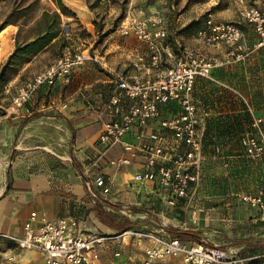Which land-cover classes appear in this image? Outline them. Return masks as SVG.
<instances>
[{
    "label": "crops",
    "instance_id": "crops-1",
    "mask_svg": "<svg viewBox=\"0 0 264 264\" xmlns=\"http://www.w3.org/2000/svg\"><path fill=\"white\" fill-rule=\"evenodd\" d=\"M145 5L148 3L137 2L134 10ZM155 12L152 18L158 17L167 31V37L157 42L172 56L162 50L158 62H153L148 43L133 34H121L116 28L93 50L97 61H87L74 69L69 82L58 79L52 86L39 88L26 104L28 112L9 115L0 111V232L21 235L31 211L49 218L77 217L83 211L85 220L81 226L85 230L112 236L129 228L157 231L188 243L217 246L249 257L250 264H256L264 259V208L250 206L241 195L253 193L261 185L264 158L248 157L241 137L251 130L252 116L261 117L264 127V44L257 36L248 35L232 47L223 41L219 45H205L193 39L187 43L194 52L218 56L223 63L213 68L209 76L194 81L203 156L198 180L191 184L186 197L172 206L157 192V183L137 182L133 175L143 169L144 154L135 151L128 155L120 144L110 148L105 158L97 159V167L111 181L110 191L92 197L87 189L86 180L94 173L91 161L98 155L102 123L111 118L105 109L115 87L109 71L117 69L126 75L153 79L170 67L178 55L179 39L183 40L184 35L172 36L163 16ZM75 16L80 20L77 30L85 29L97 40L92 17L85 13L83 17L79 13ZM8 26L0 31V62L6 60L17 43L30 42L36 36L19 40L18 25ZM73 26L62 15L60 28L66 27L67 32L60 31L42 48L28 54L22 69L37 66L33 76L67 49L79 48L81 42ZM62 41L67 46L60 47ZM92 103H97L100 110H92ZM174 110L170 105L163 115L170 116ZM156 126L152 123L146 133ZM124 140L138 141L134 132ZM121 155L130 156L129 164L116 167L107 163V159ZM101 214L107 215L112 225L104 223ZM122 223L126 225L121 230ZM177 231H187L193 239L180 237ZM146 244L145 239L114 237L99 252L96 264H142ZM117 251L119 255H115ZM10 253L15 255V264H44L41 253L19 250L0 241V264H10ZM150 264L184 263L180 256H173Z\"/></svg>",
    "mask_w": 264,
    "mask_h": 264
},
{
    "label": "built area",
    "instance_id": "built-area-1",
    "mask_svg": "<svg viewBox=\"0 0 264 264\" xmlns=\"http://www.w3.org/2000/svg\"><path fill=\"white\" fill-rule=\"evenodd\" d=\"M240 14L251 23L261 38L260 43L264 44V9L244 6ZM160 23L159 18L151 19L127 13L117 28L121 34H133L137 39L148 43L152 49L153 62H158L162 50L172 56L169 49L157 42L158 39L167 37L166 28ZM156 24L159 26L152 30ZM64 32H67L66 27ZM197 36L198 41L205 45H219L223 41L232 47L243 39V32L234 23L217 22L209 17ZM87 61H97L95 53L87 49L64 52L18 88L10 104L4 108L5 113L17 115L22 110L28 112L26 104L39 88L52 86L58 79L69 82L73 70ZM222 63L223 60L218 56H207L183 48L173 64L153 79L126 75L117 69L109 71L115 87L105 109L111 118L102 123L97 139L98 155L91 161L94 173L91 179L86 180L92 197L110 191L111 181L97 167V159L105 158L107 151L117 144L129 152L128 155L135 151L144 154V167L133 177L139 183H157V192L165 197L169 205L175 206L179 199L188 195L191 184L198 180L203 156L202 133L193 95L194 81L197 77L209 76L212 69ZM170 105L175 109L173 114L164 116L163 110ZM90 108L100 110L97 103H92ZM248 110L252 114L250 107ZM154 122L157 123V128L146 133ZM133 132L138 141H125L124 138ZM241 144L248 157L264 158V127L261 117L252 116L251 130L241 137ZM128 155L107 159V163L122 167L129 164ZM192 167L195 169L193 172ZM241 198L252 207L264 208V179L253 193L242 194ZM84 220L83 211L77 217L58 218H49L31 211L23 223L21 235L0 232V241H7L19 250L41 253L44 264H96L104 246L112 238L124 236L147 240L142 264L164 261L173 256H180L184 264H250L251 261L249 257L237 256L217 246L188 243L177 236H166L157 231L129 228L112 236L85 230L81 226ZM115 255H119V252ZM7 260L10 264H15V255L10 253ZM256 264H264V259Z\"/></svg>",
    "mask_w": 264,
    "mask_h": 264
},
{
    "label": "rangeland",
    "instance_id": "rangeland-1",
    "mask_svg": "<svg viewBox=\"0 0 264 264\" xmlns=\"http://www.w3.org/2000/svg\"><path fill=\"white\" fill-rule=\"evenodd\" d=\"M60 1L64 7L63 11L60 10L55 0H0V24L3 21H9L10 23L8 24V27L13 28V25H18V28L20 29L18 33L19 40H25L30 36L36 35V32L41 29L42 23H48L52 19V15H49L43 18L42 21L40 16L42 15L43 10H47L50 13L56 11L60 14V17L63 15L64 19H68L73 23V27L77 31V38L79 42H81V44L78 45L79 48L73 46V48H69L67 51L87 49L93 52L96 45L100 43L101 40L98 41V37L97 40H95V37H92L85 29L78 31L77 27H79L78 23L80 20L75 14L79 13L80 17H83V13L91 16L94 29L97 30L98 35H101L107 29L115 30L120 24L121 19L127 15V13L139 14L145 18L156 19L158 17L155 16L152 18V16L153 14H156L155 11H159L165 21L162 20V22L165 23L168 30L172 33V36H176L178 33L184 35V39H179V45L177 44L179 50H176V52L179 54L183 48L193 51L187 43L192 39L198 41L197 33L200 29L205 27L206 21L209 17H212L214 21L217 22L234 23L238 25L243 32V38L248 35L259 37L254 31L253 26L250 25L251 23L242 18L240 12L244 6H256L264 9V0ZM137 2L142 5L148 3V5L142 6V9H137L135 11L133 5ZM158 5L161 6L160 9L157 8ZM39 21L40 23L38 24ZM242 27L244 29L246 27V29L244 30ZM23 67L24 61L8 71L6 78H10V80L6 87L3 90H0V111H3L4 108L10 104L12 96L15 95L18 88L27 79L32 77L33 71L37 68V66L34 65L27 69H22ZM17 69L18 72L16 71ZM18 73H21L20 76H17ZM9 87H11V90L6 91Z\"/></svg>",
    "mask_w": 264,
    "mask_h": 264
},
{
    "label": "trees",
    "instance_id": "trees-1",
    "mask_svg": "<svg viewBox=\"0 0 264 264\" xmlns=\"http://www.w3.org/2000/svg\"><path fill=\"white\" fill-rule=\"evenodd\" d=\"M55 2L58 4V7L61 11H63V5L60 0H55ZM52 15V19L48 23H42V27L40 30L36 32L35 38L27 43H17L12 53L6 58L4 62L0 63V90H3L6 85L8 84L10 78H6V75L8 71L17 66L20 62H25V57L28 56L33 51L39 50L42 48L47 42H49L53 37L57 36L58 33L61 31L64 32V28H60L61 23V17L60 14L56 11L53 13H50L47 10H43L42 15L40 16V19L43 21V18ZM10 22L9 21H3L0 24V31L5 28ZM40 21L38 22V24ZM111 29L105 30L101 35H98V41H100L108 32H110ZM61 46H66L65 42H60ZM27 58V57H26ZM18 72V69L16 70ZM16 72V73H17ZM101 220L109 225H112V222L110 218L107 217L105 214L100 215ZM126 223H122V226L120 229L122 230L125 227ZM178 236L180 237H188L190 239H193V236L191 233H188L187 231H177Z\"/></svg>",
    "mask_w": 264,
    "mask_h": 264
},
{
    "label": "bare ground",
    "instance_id": "bare-ground-1",
    "mask_svg": "<svg viewBox=\"0 0 264 264\" xmlns=\"http://www.w3.org/2000/svg\"><path fill=\"white\" fill-rule=\"evenodd\" d=\"M1 34V33H0ZM3 40V39H2ZM9 40V39H8ZM3 41H5V40H3ZM7 42H9V41H7ZM7 42H6V44H7ZM5 44V43H4ZM3 45V44H2ZM3 47V46H2ZM5 49V48H4ZM1 54H3V52L1 53Z\"/></svg>",
    "mask_w": 264,
    "mask_h": 264
}]
</instances>
